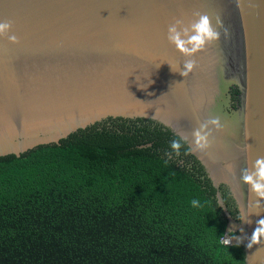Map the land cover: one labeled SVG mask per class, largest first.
<instances>
[{
    "label": "water",
    "instance_id": "1",
    "mask_svg": "<svg viewBox=\"0 0 264 264\" xmlns=\"http://www.w3.org/2000/svg\"><path fill=\"white\" fill-rule=\"evenodd\" d=\"M197 12L207 13L221 36L183 77L173 71H183L185 57L169 44L167 28ZM3 21H12L10 34L21 43L0 37V163L41 148L126 158L170 147L179 131L191 134L219 116L223 127L209 129V150L188 159L213 190L226 236L235 225L242 238L229 245L242 249L244 264H264V239L247 247L264 219V200L240 180L243 168L264 157V0H0ZM117 120L151 123L167 135L129 149L68 141ZM247 215L250 223L242 222Z\"/></svg>",
    "mask_w": 264,
    "mask_h": 264
},
{
    "label": "trees",
    "instance_id": "2",
    "mask_svg": "<svg viewBox=\"0 0 264 264\" xmlns=\"http://www.w3.org/2000/svg\"><path fill=\"white\" fill-rule=\"evenodd\" d=\"M166 135L117 120L68 141L129 149ZM198 173L165 146L104 159L41 148L0 163V264H244L221 242L227 219Z\"/></svg>",
    "mask_w": 264,
    "mask_h": 264
},
{
    "label": "clouds",
    "instance_id": "3",
    "mask_svg": "<svg viewBox=\"0 0 264 264\" xmlns=\"http://www.w3.org/2000/svg\"><path fill=\"white\" fill-rule=\"evenodd\" d=\"M194 15L196 19L187 24L183 19H177L175 22L170 23L167 28V40L169 44L174 46L175 49L185 57L183 71H173V69H171L173 72H179L183 77H187L196 69V55L205 50L207 46L219 41L221 36L218 27L214 25L212 18L207 13L197 12L194 13ZM217 24H219L218 19ZM12 29V21L0 22V37H6L10 44L19 45L21 39L14 33L10 34L12 33ZM224 31L225 34H227L228 30L224 29ZM149 95H152V93H149ZM169 126H171L170 122ZM222 127L221 118L219 116H214L202 123L199 128L195 129L191 134L179 131V139H174L171 142L170 147L172 152H174L176 156H179L180 150L183 147L181 141H183L188 144V148L184 152L186 156L190 154L206 153L212 143L210 139L212 132L209 131V129L219 131ZM166 155L171 159L172 153H166ZM226 168L231 171L233 165H226ZM240 180L244 185L249 187L250 192L258 198V201L264 200V157L257 158L251 168H243L241 170ZM258 201L255 203V207L259 209L261 205ZM190 203L193 208L202 207L199 199H193ZM248 215L242 217L240 220L244 223H250ZM234 229L235 225L229 228V235L223 237V243L227 246L231 244L233 239L236 240L237 244L242 242L241 237L232 235ZM240 231L243 232V229H240ZM262 239H264V219H260L257 222V227L247 247L251 249L253 245L260 244Z\"/></svg>",
    "mask_w": 264,
    "mask_h": 264
},
{
    "label": "flooded vegetation",
    "instance_id": "4",
    "mask_svg": "<svg viewBox=\"0 0 264 264\" xmlns=\"http://www.w3.org/2000/svg\"><path fill=\"white\" fill-rule=\"evenodd\" d=\"M155 127V126H154ZM176 156V155H175ZM180 158L181 157V163L182 164H187V166L189 168H194V170H197L199 173L198 175L200 177H203L200 168L197 166V164L194 162V160L192 159H188V155L186 156L185 154H181L179 156H176V158ZM225 200L227 201V205L229 207V209L234 213L235 212V207L234 204L231 202V200L227 197V195L225 196Z\"/></svg>",
    "mask_w": 264,
    "mask_h": 264
},
{
    "label": "built area",
    "instance_id": "5",
    "mask_svg": "<svg viewBox=\"0 0 264 264\" xmlns=\"http://www.w3.org/2000/svg\"><path fill=\"white\" fill-rule=\"evenodd\" d=\"M224 237H226V235ZM221 242L223 243V238L221 239ZM223 245H225V244L223 243Z\"/></svg>",
    "mask_w": 264,
    "mask_h": 264
}]
</instances>
